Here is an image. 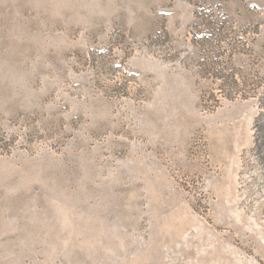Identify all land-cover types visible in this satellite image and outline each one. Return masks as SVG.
<instances>
[{
	"label": "rangeland",
	"instance_id": "rangeland-1",
	"mask_svg": "<svg viewBox=\"0 0 264 264\" xmlns=\"http://www.w3.org/2000/svg\"><path fill=\"white\" fill-rule=\"evenodd\" d=\"M0 264H264V0H0Z\"/></svg>",
	"mask_w": 264,
	"mask_h": 264
}]
</instances>
